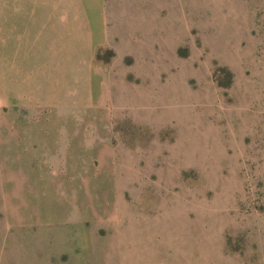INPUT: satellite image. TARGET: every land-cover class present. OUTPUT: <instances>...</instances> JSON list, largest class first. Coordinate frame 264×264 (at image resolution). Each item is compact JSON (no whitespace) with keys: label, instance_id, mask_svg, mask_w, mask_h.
Wrapping results in <instances>:
<instances>
[{"label":"rangeland","instance_id":"374dc122","mask_svg":"<svg viewBox=\"0 0 264 264\" xmlns=\"http://www.w3.org/2000/svg\"><path fill=\"white\" fill-rule=\"evenodd\" d=\"M46 1L0 0V264H264V0H73L70 34Z\"/></svg>","mask_w":264,"mask_h":264},{"label":"crops","instance_id":"0c3cea01","mask_svg":"<svg viewBox=\"0 0 264 264\" xmlns=\"http://www.w3.org/2000/svg\"><path fill=\"white\" fill-rule=\"evenodd\" d=\"M46 11L43 13V18L39 20V9L41 6V3L38 5V23L42 22L43 24L49 25V31H52L55 33L56 30V24H59L64 32L67 30L68 34H70L71 31V25H72V8L75 7L73 6V0H63V3L60 2H55L53 3L52 0H47L46 1ZM44 4V3H43ZM78 6H76L77 9L81 10L79 13H83V6H82V0H77Z\"/></svg>","mask_w":264,"mask_h":264}]
</instances>
